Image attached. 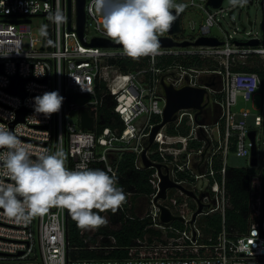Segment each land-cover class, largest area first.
I'll return each mask as SVG.
<instances>
[{
  "label": "built area",
  "instance_id": "1",
  "mask_svg": "<svg viewBox=\"0 0 264 264\" xmlns=\"http://www.w3.org/2000/svg\"><path fill=\"white\" fill-rule=\"evenodd\" d=\"M208 1L176 0L186 5L181 15V31L176 34L168 31L160 38L195 42L203 36H214L211 28L218 23L216 15L223 8L213 13L216 8L208 6ZM117 3L118 0H105L101 10L97 0H86L85 42L91 43L96 37L110 40L102 24L104 15L114 10ZM261 3L264 11V0ZM57 7L67 17L66 0H0V124L14 131L34 152L44 149L52 152L62 146L68 153L66 167L69 169L81 162L84 153H91L88 167L101 162L106 170L110 168L117 174V165L113 162L124 152L136 154V168H146L141 154L152 129L162 121L166 106L160 93L162 76L175 87L206 88L209 100L201 114L195 108L180 109L177 119L171 122L176 128L186 126L189 133L170 134L168 123L147 150L151 160L169 167L174 182L197 196L202 188L206 205L191 223L198 202L181 189L170 188L166 199L159 203L184 220L162 222L161 209L155 202L161 177L152 166L149 181L153 192L146 195L149 210L140 215L151 218L147 229L152 231L137 238L128 247L126 257L72 259L68 254V210L52 207L47 214L28 222H16L0 210V264H264V55L256 51L264 49V35L262 39L252 37L245 42L233 41L229 34L225 39L214 36L222 43L161 47L155 57L133 60L123 53L122 47L90 46L80 39L76 31L75 0L72 30L68 29L67 22L57 25L48 19L47 36L34 33V17H48V10L54 11ZM192 9L201 12L200 25L192 37H180L184 14ZM90 28L95 33L89 37ZM251 40H257L258 44L246 43ZM160 58H172L173 62L159 67ZM127 60L136 66L123 71L122 63ZM198 62L215 68L193 65ZM15 76L26 80V96L9 90ZM52 90H59L65 99L59 113L45 118L34 112L32 98ZM77 96H85L87 101L80 105L74 100ZM110 96L122 128L99 122L100 109ZM256 96L260 98V105L254 108L258 112L236 109L239 98L254 103ZM211 108L216 111L210 113ZM21 109L27 110L24 120L12 126ZM83 110L92 116L93 129L81 127ZM74 112L80 113L78 122L72 121ZM156 116L161 118L160 122L153 121ZM251 131L256 132L254 142L249 135ZM207 139L209 151L202 161ZM254 146L256 154H253ZM232 151L238 156H249L250 163L256 157L257 164L251 163V166L261 167L258 174H250V224L245 232L236 235L229 234L223 224L216 238H206L199 223L202 216L220 213L225 223L230 205L226 188L227 158ZM154 154L160 160H154ZM171 189L175 193L170 198ZM123 190L126 202L120 209L128 211L135 205V193ZM103 216L108 218L106 214ZM176 221L183 227L175 225ZM107 224L115 227L109 220ZM96 231L82 230L81 233L92 236ZM103 238L104 235H99L91 247H102ZM109 238L116 241L113 236Z\"/></svg>",
  "mask_w": 264,
  "mask_h": 264
},
{
  "label": "clouds",
  "instance_id": "2",
  "mask_svg": "<svg viewBox=\"0 0 264 264\" xmlns=\"http://www.w3.org/2000/svg\"><path fill=\"white\" fill-rule=\"evenodd\" d=\"M247 2L230 0L232 7H243ZM104 3L97 0L101 10ZM185 7L176 0H118L117 7L104 16L103 27L107 37L122 46L131 59L155 57L161 50L160 37L170 31ZM48 19L57 25L67 22L58 7L48 10ZM40 35L47 36V25H41ZM256 51L264 55V49ZM32 99L34 112L51 118L60 112L65 98L59 90H52ZM0 150V210L16 222H28L59 207L68 210L78 228L95 230L108 223L99 213H115L126 202V194L110 168L88 167L91 153H84L81 162L69 169L68 153L62 146L52 152H34L3 124Z\"/></svg>",
  "mask_w": 264,
  "mask_h": 264
},
{
  "label": "trees",
  "instance_id": "3",
  "mask_svg": "<svg viewBox=\"0 0 264 264\" xmlns=\"http://www.w3.org/2000/svg\"><path fill=\"white\" fill-rule=\"evenodd\" d=\"M172 62V58H160L158 66H164ZM190 62L194 61H189L188 63ZM193 65L204 66L206 64L198 62ZM134 66H136L135 62L131 63V61L127 60L122 63V70L127 71L129 67L132 68ZM153 121L160 122L161 118L156 116ZM99 122L104 126L118 125L121 128L123 127L119 114L115 112L112 96L107 98L100 109ZM167 131L170 134L187 135L189 133V128L186 126L176 128L175 123H170L167 125ZM153 148H155V145ZM136 158L137 156L135 153L124 152L117 162H113L117 165L116 175L118 177V186L135 193L134 200L138 199V196L150 195L153 192V188L149 181L153 169L136 168ZM152 158L154 160H160L156 154H154ZM215 162L218 164L219 160L217 159ZM93 168L106 170L101 162L96 163ZM250 174L251 170L249 168L228 167L226 188L230 205L225 213V223L220 213L202 216L199 219V223L206 238H216L222 231L223 224L227 232L232 235L245 232L248 229L250 224ZM134 208L135 206L128 211L118 209L115 213L110 210L99 213L101 216L106 214L108 217L107 220L111 221L115 227H110L109 224L101 226L92 236L88 233L83 235L81 233L82 229L77 227L76 222L68 212L67 237L69 241V256L72 259L126 257L128 247L132 246L137 238L143 237L147 231H152V229H147L148 224L151 222V218H142L135 213ZM94 211L98 210L94 209ZM174 224L183 227L181 222L176 221ZM155 233L160 234L159 231H155ZM99 235H104L101 242L102 247H91V245L97 241ZM109 236H113L116 241L112 242ZM86 237H88V241L85 240Z\"/></svg>",
  "mask_w": 264,
  "mask_h": 264
},
{
  "label": "water",
  "instance_id": "4",
  "mask_svg": "<svg viewBox=\"0 0 264 264\" xmlns=\"http://www.w3.org/2000/svg\"><path fill=\"white\" fill-rule=\"evenodd\" d=\"M223 3V0H209L208 6L212 8H219ZM248 4H253L254 0H248ZM86 0H75V7H76V25H77V32L80 39L87 45L90 46H102V47H122L111 40L105 38L96 37L92 40L91 43L84 41V32H85V24H86V11H85ZM66 8H67V26L69 30H72V19H73V0H66ZM234 9L230 10V17H232ZM180 13L172 25L170 29L171 34H176L181 31L180 21H181ZM252 24V21H250ZM161 47H188L191 45L198 46V45H219L222 41L218 37L214 36H203L200 37L197 41L191 42L188 40L179 42L174 40L172 37H164L160 38ZM247 44L256 45L258 44L257 40H251L246 42ZM46 81V79H44ZM25 83L26 80L22 79L18 76L13 78V83L10 86L9 90L13 93H18L22 96H26L25 91ZM160 93L162 97H164L166 106L164 108L163 118L162 121L155 125L151 131L150 136L148 137V145L143 150L141 154V160L144 167L149 168L155 166L160 174L161 183H160V191L158 195L155 197V202L161 209L160 219L164 223L172 222L175 220L183 221L184 219L181 216L174 215L171 211L164 205L159 203V200H164L167 197V192L170 188H179L184 193L189 195L190 197L196 199L198 202V208L193 214V218L191 223H194L197 219V216L203 212V209L206 204L203 202V197L205 193L203 189H200V196H197L196 193L184 185L178 184L171 179L169 167L161 162H154L151 160L147 155V150L151 147L154 142L156 134L168 123L174 122L178 117V111L184 108H195L198 110V114H201L204 111V108L208 104L209 95L206 88L203 87H193L189 85H183L182 87H175L174 84L166 79L165 76L161 77L160 82ZM207 100V101H206ZM27 110L21 109L19 111L18 118L15 122L12 123L14 126L17 122L23 121ZM197 114V115H198ZM81 127L83 129H93V118L90 116L87 110H83L81 112ZM250 137L254 142L256 132L251 131ZM208 144L202 153V161L205 160L208 151H209V140L207 139ZM253 154H256V146L253 147ZM252 165L257 164V159L254 157L252 159ZM163 168H165L166 172H163ZM209 207V205H207ZM196 234V233H195Z\"/></svg>",
  "mask_w": 264,
  "mask_h": 264
},
{
  "label": "rangeland",
  "instance_id": "5",
  "mask_svg": "<svg viewBox=\"0 0 264 264\" xmlns=\"http://www.w3.org/2000/svg\"><path fill=\"white\" fill-rule=\"evenodd\" d=\"M261 2L262 0H254L253 4L247 3L243 7H232L230 0H223L221 5L223 11H219L220 8L212 10L213 13L217 11L219 12L216 15L218 23L211 28V34L222 39L227 38L229 34L231 35L233 41L240 42H245L252 37H259L262 39L264 35V11ZM231 8H234L232 17H230ZM200 15V11L193 9L184 14L182 21L184 30L181 32L180 37L189 38L195 34L194 29L197 30L200 25ZM250 21H252V24H250ZM48 23V17L44 15L34 17L32 22L34 33L40 35L41 25H48ZM94 33V29L90 28L88 31L89 37ZM205 66L215 68V66H211L210 64H206ZM74 100L76 103L81 105L87 101V97L77 96ZM259 105V96H256L254 103L251 101H245L243 98H239L236 109L247 108L253 112H258V110H255L254 108L258 107ZM79 116V112H74L72 114V121L78 122ZM250 161L251 158L249 156H238L234 151L230 152L227 158V163L230 167L249 168L251 170V174H258L261 167H252ZM174 193L175 190L171 189L169 193L170 198ZM147 199V196L141 195L138 196V199L134 200V211L137 215H144L146 212H148L149 204Z\"/></svg>",
  "mask_w": 264,
  "mask_h": 264
},
{
  "label": "flooded vegetation",
  "instance_id": "6",
  "mask_svg": "<svg viewBox=\"0 0 264 264\" xmlns=\"http://www.w3.org/2000/svg\"><path fill=\"white\" fill-rule=\"evenodd\" d=\"M216 111V108H211L210 113H214Z\"/></svg>",
  "mask_w": 264,
  "mask_h": 264
}]
</instances>
